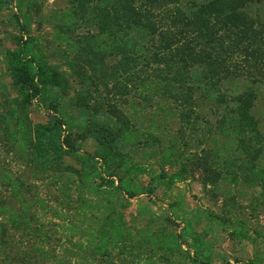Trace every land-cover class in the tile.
<instances>
[{"label": "trees", "instance_id": "obj_1", "mask_svg": "<svg viewBox=\"0 0 264 264\" xmlns=\"http://www.w3.org/2000/svg\"><path fill=\"white\" fill-rule=\"evenodd\" d=\"M10 9L22 34L14 47L3 48L10 80L0 74V143L57 193L56 205L33 196L24 168L0 159L6 192L1 252L8 255L7 237L15 230L28 236L43 261L82 264L50 250L49 232L37 217L51 212L68 243L84 237L89 259L100 264H264V247L250 258H229L216 248L221 229L231 238L250 237L244 222L208 208L187 209L179 198L169 200L165 215L140 203L135 222L128 218L131 199L154 196L160 186L172 191L188 179L190 165L204 170L208 186L226 172L236 185L260 190L252 204L264 209V122L257 111L264 0H66L54 16L38 0H24V6L23 0H0V12ZM45 21L57 51L41 33ZM36 99L51 112L47 122L31 117ZM134 100L164 111L156 115L163 120L148 129L131 121L122 107ZM172 118L182 124L175 134ZM75 127L96 141L95 152L78 153L70 142ZM202 127L221 141L203 157L186 158V133ZM139 151L157 157L156 165L138 158Z\"/></svg>", "mask_w": 264, "mask_h": 264}, {"label": "rangeland", "instance_id": "obj_2", "mask_svg": "<svg viewBox=\"0 0 264 264\" xmlns=\"http://www.w3.org/2000/svg\"><path fill=\"white\" fill-rule=\"evenodd\" d=\"M39 5L43 7V11L47 16H54L56 13H60L66 7V0H38ZM24 6V0H23ZM16 10V9H15ZM16 12V11H15ZM12 14L11 9L0 12V74L4 75L6 80H10V77L6 72V66L4 64L5 57L3 54L4 45L14 47V40L21 36V31L17 29L11 20ZM38 31L37 25L33 27V32ZM41 33L44 37L48 38L51 42L54 41V51L56 49V41L53 36V30L50 27L48 21H45ZM71 88L75 86V82L70 79ZM134 92V91H133ZM131 97V96H130ZM132 99V98H131ZM134 99V98H133ZM138 103V102H137ZM136 101H132L123 106L125 114L131 121L136 122L139 126L144 129L151 127L154 120L158 122L162 121L159 118L156 119L157 114H165L164 111L161 113L156 108L147 107L146 104L140 106ZM164 107H167L164 105ZM259 115L264 122V84L260 88V97L258 99ZM50 111L46 105H44L41 99H36L31 106V117L36 122H47L50 118ZM165 124V121H163ZM180 122L176 118H172L170 130L175 134L181 128ZM184 127V126H183ZM203 128V127H202ZM182 129V128H181ZM169 131V130H168ZM0 128V138H1ZM1 140V139H0ZM186 140L190 143L185 146V156L196 157L199 153L203 157L208 153V148L212 146V142L221 141V138L215 137L212 133H208V128L194 132L188 130L186 133ZM70 142L73 146L78 148V153L82 155L83 152H95L97 150L96 141L89 137L86 130L75 127L70 132ZM4 145L0 143V159L10 160L14 168L24 170V177L28 179L31 188V194L33 196H41L45 201H48L50 205L56 203L51 201L56 198V191L49 183V180H43L44 178L38 177L33 174L29 168L23 167L22 162L17 158L11 157L6 153ZM143 158V162L147 164L154 163L156 165L157 157L151 159L146 158L142 155V152L137 153L138 158ZM67 161L76 167H80V161L74 156H67ZM169 172H173L174 168L170 166L165 167ZM190 175L187 180L180 181L175 184L172 191H166L164 186H160L157 193L154 196L141 195L134 199H131V207L128 210V218L131 222H135L134 218L137 215V207L140 203L150 204L159 214L165 215L169 213V200H177L179 198L183 205L187 209H198L200 207L208 208L213 210L215 213L222 214L225 218H232L234 222H244L245 226L251 231L250 237H235L231 238L229 233L224 229L219 231L217 238L216 248L219 252L225 253L229 258L235 256H241L250 258L256 252L257 248L264 247V238H259V232L264 231V209H259L257 205L252 204L254 199L260 195V190H253L252 188L247 189L245 187L236 185L230 176L224 173V177L217 181L215 186L206 185L204 180L206 174L202 168H198L195 165H190ZM149 176L142 178L143 182L149 181ZM5 187L0 183V201L5 199ZM237 197L236 201H231L229 197ZM256 202V201H254ZM261 206V202L258 203ZM258 205V206H259ZM50 212V211H49ZM38 215V224L45 228L49 232V248L50 250L57 251L58 255L67 262L79 260L82 264H100V262H93L89 259L87 254V248L85 238L82 236H75V244L68 243L67 234L62 230L61 220L59 218H53L50 213L40 212ZM71 215V214H70ZM69 221L73 220V215H66ZM5 222V218L0 216V222ZM180 222V221H179ZM180 229L184 226L180 222ZM205 223L203 224V226ZM10 226V225H9ZM201 230V229H199ZM7 239L11 242L12 246H6L8 255H4L0 250V264H55V262H45L42 258L38 257L34 252L33 248H30L31 242L28 240V236L20 231L11 230ZM27 244L28 248L24 245ZM35 250V249H34ZM32 257L31 260L24 262V256ZM35 256V257H34ZM29 262V263H28ZM219 264V262H217Z\"/></svg>", "mask_w": 264, "mask_h": 264}]
</instances>
